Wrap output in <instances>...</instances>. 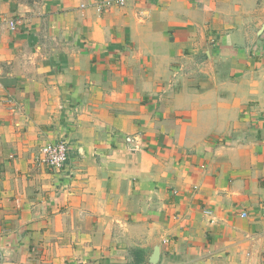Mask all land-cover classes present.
<instances>
[{
	"label": "crops",
	"instance_id": "0c3cea01",
	"mask_svg": "<svg viewBox=\"0 0 264 264\" xmlns=\"http://www.w3.org/2000/svg\"><path fill=\"white\" fill-rule=\"evenodd\" d=\"M156 251L264 264V0H0V264Z\"/></svg>",
	"mask_w": 264,
	"mask_h": 264
},
{
	"label": "built area",
	"instance_id": "2783aa9c",
	"mask_svg": "<svg viewBox=\"0 0 264 264\" xmlns=\"http://www.w3.org/2000/svg\"><path fill=\"white\" fill-rule=\"evenodd\" d=\"M86 2L90 0H85ZM118 6H124L127 0H114ZM85 4H81V8H85ZM10 28L13 23L10 22ZM68 146L65 142L55 144L48 143L42 145L35 155V163L38 167H45L52 170L60 171L67 161Z\"/></svg>",
	"mask_w": 264,
	"mask_h": 264
},
{
	"label": "water",
	"instance_id": "95a60500",
	"mask_svg": "<svg viewBox=\"0 0 264 264\" xmlns=\"http://www.w3.org/2000/svg\"><path fill=\"white\" fill-rule=\"evenodd\" d=\"M158 259V252L156 251L155 254L152 256L151 258V264H155V262L157 261Z\"/></svg>",
	"mask_w": 264,
	"mask_h": 264
},
{
	"label": "rangeland",
	"instance_id": "374dc122",
	"mask_svg": "<svg viewBox=\"0 0 264 264\" xmlns=\"http://www.w3.org/2000/svg\"><path fill=\"white\" fill-rule=\"evenodd\" d=\"M38 150H39V149H38ZM38 150H37V151H38ZM36 153H37V152H36ZM36 153H35V155H36ZM35 155H34V158H33L34 163H35ZM35 164H36V163H35Z\"/></svg>",
	"mask_w": 264,
	"mask_h": 264
}]
</instances>
